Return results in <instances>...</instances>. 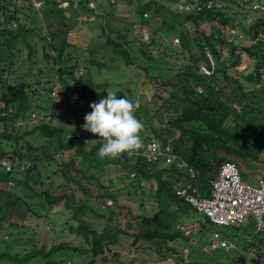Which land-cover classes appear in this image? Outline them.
<instances>
[{"label":"trees","instance_id":"1","mask_svg":"<svg viewBox=\"0 0 264 264\" xmlns=\"http://www.w3.org/2000/svg\"><path fill=\"white\" fill-rule=\"evenodd\" d=\"M42 1V8L38 9L32 0H0V243L11 240L4 251H0V260L14 259L17 264H25L32 258L41 256L47 264H56L53 259L55 254L68 247L64 241L57 244L52 242L50 247L47 245L49 248L46 245L39 246L36 236L31 237L28 234L29 231L32 232L31 235L38 236L40 233L38 230L29 229L23 222L25 212L19 202L21 195L17 193V189H2V186L10 181H16L14 186L24 185L36 196H44L51 208H56L61 203L64 210L70 208L73 215L70 219L76 217L80 221L77 228L85 231L89 238L90 246L85 252L94 253L96 258L105 253L104 242L108 241V246L114 245L118 242L119 234L126 233L132 238V247L145 248L148 244L159 253L162 247L174 253L185 264H196L194 261L187 263L182 255H179L180 251L176 250L178 240H191L188 230L192 223H186L182 218L194 207L186 203L184 197L163 178L167 173H184L174 164H159L156 170L151 172L152 167L149 168L150 163L143 156L137 158L135 155L129 157L124 154L112 159L116 168H128V173L136 171L135 178L141 179V184L153 179L157 181L156 194L161 205L152 216L138 218L139 227L129 230L124 226L115 231L108 229L101 232L89 226L81 217L86 209L94 210L89 207L91 198H110L113 202L108 208H117L110 194L112 188H109L108 192V187L100 185L98 178L87 175L77 164L81 155L82 165L89 162L92 167L91 150H96L98 144L88 150L87 144L77 135L82 132L84 137L100 139L98 135L85 131L82 126L85 123V115L92 111L90 104L107 97L109 84L94 80L91 65L104 64L94 56L96 47L88 48V58H82L80 54H73L72 51L78 48L73 46L70 38L59 43L54 40L56 32H51L49 38L42 31L30 26L29 21H39L42 13L48 17L51 10L56 11L54 15L51 14L53 19L63 22L66 18L65 10L60 8L57 0ZM88 1L90 0H81L80 8L90 6ZM125 1L130 3L131 8L124 3L128 11H121L119 15L124 16V19H131L128 26L134 23L140 26L138 37L131 39L136 41H129L128 33H121V30L111 25L116 19L114 16L106 18L103 17L105 14L97 15L99 13H95L94 8H91L92 16H101L108 22L104 25L100 23V37L105 38L106 45L111 47V53L107 57L109 62L112 57L138 75L136 70L144 72L148 82L154 85L155 91L148 104L139 98L138 92L137 95L131 96L121 90L114 92L118 98L140 102L136 111L137 118L144 123V132L141 133L144 146L140 151H145L147 142L153 138L164 145L170 144L178 156L199 170L200 188L204 196H210L211 180L216 178L225 162L238 164L241 172L244 171L242 164H264V43L256 41V37L264 33V12L249 8L248 12L256 11L259 15L255 18L252 16L248 21L250 24L241 30L238 16L242 15L243 9L246 8L243 1L224 2V5L218 8L188 12L178 10L179 0ZM107 2L110 3L109 0ZM133 2L137 5L134 6ZM72 4L73 1L70 0V6L73 8ZM108 11L110 12V9ZM149 14L152 15L151 18ZM156 16L161 18L163 24L160 35L157 31L159 29L151 30ZM206 23L216 26L207 32L203 29ZM191 24H194V29L189 26ZM230 26L237 30L232 40H229L226 30ZM242 31H246V37L240 40L239 32ZM146 33L151 34V40L145 39ZM169 36H179L181 44L173 45L171 41H167ZM188 39L192 44H188ZM41 40L43 60L52 59L53 64H58L57 69L61 74L62 89L55 96L52 92L56 83L51 78H48L47 83L38 80L36 84L30 80L15 83L9 80V74L17 66L15 56L28 48L29 58L32 59L39 51ZM46 45L51 47V53ZM153 48H157V51L158 48H163L164 51L156 55L152 51ZM205 48L210 49L218 64L216 73L212 76L199 72L201 64L208 60ZM226 52H229L228 58H224ZM184 53L189 57L183 63L184 59L180 57ZM245 55L248 56L247 61L244 59ZM82 66L87 72L80 74L79 69ZM171 73H174V76L169 77L168 74ZM197 86H201L203 92H199L195 88ZM68 96L77 100L76 107L65 103L64 99ZM67 111L71 112L74 121L71 127L58 120L57 123L48 120L50 115L59 116L58 113L60 116H66ZM34 112L38 113L37 121L31 120ZM19 121H24V124L18 126ZM70 133L73 135L68 137L67 134ZM7 158L11 159L14 166L12 171H7L1 164V160ZM48 160L56 161L58 168L67 172L68 181L64 177L66 182L59 183L55 189L38 191L33 183L41 182L38 171ZM20 161L28 163L29 166L21 170L18 164ZM104 168L106 169V164ZM71 179L75 188L86 194L85 197H77ZM93 182L99 184L106 192L95 194L91 190ZM161 195L176 204L184 202V212L179 215L168 211L163 206ZM25 205L27 208L31 207L28 202ZM194 210L198 212L196 208ZM13 215L16 216L15 221L11 218ZM5 222L7 225H4ZM243 224L234 227L240 229ZM202 225L216 227L203 218ZM70 228L73 230V226ZM12 235H27L31 238L27 244L24 237L14 236L12 239ZM253 236L255 239L248 241V248L255 246L259 249L261 236H256L255 233ZM22 246L26 249L21 253L19 250ZM70 247L76 248L71 245ZM87 264H95V260H90Z\"/></svg>","mask_w":264,"mask_h":264},{"label":"rangeland","instance_id":"2","mask_svg":"<svg viewBox=\"0 0 264 264\" xmlns=\"http://www.w3.org/2000/svg\"><path fill=\"white\" fill-rule=\"evenodd\" d=\"M32 1L35 3L38 9L42 8V0ZM71 1H73V8L70 6V0H57V2H59L60 8H63V10H65L66 18L63 22L53 19V16L51 14L54 15L56 11L51 10L48 17H46L42 13L39 16V21H29L30 26L35 27L36 30L42 31L44 35L48 36L49 38L51 37V32H56L57 35L54 40L58 41L59 43L63 39L70 38L73 46L78 48L72 51L73 54H80L82 58H88V48H91L93 46L96 47L94 56L97 60L103 62L104 64H102V66L91 65L93 66L91 69L93 71V77L95 78L94 80L98 83H108L109 88L107 90L112 92L121 90L129 96L133 94L137 95L138 92L139 98L148 104L150 98L153 96V92L155 91L154 85L148 82V77H146L144 72L136 70L139 73L138 75L130 68L126 67L121 61H116L112 57L110 58L109 62V59L107 57L111 53V47L106 45L105 38L100 37V23H103V25L105 23H108L103 17L112 18L111 16H114L116 19L114 22H111V25L114 28H118L119 30H121V33H128L127 38L129 39V41H136L131 39H134L136 36L138 37L141 32L139 28L140 26L138 24L135 25V23L128 26L131 19H124V16L121 17L119 15L121 11H128V8L124 7V3L128 4L131 8L130 3L125 0H109L110 3H108L107 0H90L88 1V4L90 6L81 9L79 5L81 0ZM260 1L264 2V0ZM224 2L231 3L226 0ZM255 3V0L248 1L247 4H245L246 8L243 9V14L238 16L240 19L238 20V23H240V26L242 27H240L241 30L250 24L248 23V21L251 20L252 16L255 18L259 15V13L255 11L248 12L249 8H254ZM133 4L134 6L137 5V3L135 2H133ZM91 7L94 8L95 13H99L97 15H105H103V17L92 16ZM109 9L110 12L108 11ZM151 16L152 15L149 14V18H151ZM158 17L159 16L155 17L151 30L159 29L157 31L160 35L162 31L161 27H163V24L161 22V18ZM189 26L191 27V29H194V24H191ZM213 26L216 25H212V23H206L203 25V29L207 32H210ZM233 30L235 29L231 28L230 32L233 33ZM231 33L228 32L229 40L233 38V35H231ZM235 33H237V30H235ZM149 35L151 36V34ZM114 36L116 37V34ZM171 37L172 36H169L167 38V41L169 40L172 43L173 37L172 39ZM239 37L240 39L246 37V31L239 32ZM187 42L188 44H192L190 39H188ZM41 46L42 40L39 41V51L36 52L32 59L29 58L28 48H25L22 53H19L15 56L14 60L17 63V66H15L14 71L9 74V80L14 83L20 80H30L36 84L38 80H41L42 83H47L48 78H51L56 83V95H58L59 91L62 89V81L60 82L61 74L57 69L58 64H53L52 59L50 61L43 60ZM46 48L48 49V52L51 53V47H48V45H46ZM156 49H152L153 53L156 55L164 51L163 48L162 50L158 48V51ZM239 51H241L240 48ZM187 53L182 54V56L180 57L184 59L182 60V62H186L188 60L189 55ZM228 56L229 52H226L224 58H228ZM244 59L245 61H247L248 56L245 55ZM83 67L84 66L79 69L80 74L82 72H87V70L85 71ZM168 76H174V73L168 74ZM234 77L237 78L236 75H234ZM47 86H51V84H48ZM72 104L76 105L75 102ZM58 115L59 116L53 117L54 120L61 121L62 123L67 125V127L73 126L74 121L71 117L70 111H67L66 116H60V113H58ZM38 119V113L34 112L31 116V120L37 121ZM18 124H24V121H19ZM67 135L68 137H70L73 134L70 133ZM83 135L84 133L82 132L78 134V136H80V138L84 140V143L87 144L86 146L88 150L92 149L94 144H98V146L96 147V150H91L93 153V160L91 161L92 167L90 166L89 162L82 165L81 155L77 159V164L82 167L87 175H93V177H96V179L98 178V182L100 185L103 184L108 187V192L109 188H112L110 194L111 196H113L114 203L117 207H113L112 210L108 209L107 206H102V204L98 202V199L94 200V198H91L89 207L94 210L91 211L89 209H86V212L81 214V217L84 219V221H86L89 226H91L95 230L102 232L108 229L115 228L116 230L119 228H123V223H121L123 220L121 219L126 216H130L133 218L137 217L140 219L144 216H152L157 210L156 207H160L161 205L157 199L156 194V179H153L154 181H144L141 184V179L139 180L138 178L136 180L135 177H131L130 173L126 172V169L128 168L118 169L112 164V159L99 158L98 151L100 142L93 143L91 141H99L100 139L94 138L92 136V139H90L89 136L84 137ZM91 135L93 134L91 133ZM110 163L112 165H110ZM104 164H106V169L104 168ZM242 166L244 171H242L241 174L242 179L245 182L256 183L259 178L264 177V164H255L252 166L245 163L242 164ZM38 172L41 175V182L37 184L33 183L38 191H40L41 189H55V187L59 183L66 182L67 179V172L59 169L58 163L53 160L45 161ZM64 177L66 179H64ZM75 177H77V174ZM184 177L188 178L187 176ZM14 183H16V181H12L7 185L2 186V189H17V193L21 195V199L19 200V202L23 207V211L25 212L23 222L29 227V229L35 231L38 230L40 233L38 236L31 235L30 233L32 232L29 231L28 234L31 237L36 236V242L39 246L46 245V247H48L47 245H49L50 247V244L52 242H55L54 244H57L62 241L68 244V247L66 249L59 251L53 257V259L56 261V264H87L90 260H95V264H101V256L96 258L95 255H93L94 253L85 252V250L90 246L89 238L86 235L85 231H81L79 228H77L80 221L76 217L70 219L71 217H73L70 208L64 210L62 203L56 208H51L49 204L46 203L44 196L38 197L27 188H25L24 185L14 186ZM71 184H73L75 188L73 179H71ZM99 184L93 182V184L91 185V190L95 193L106 192ZM74 192L78 198H80V196L85 197L86 195L79 188H75ZM161 199L163 201V206L173 214L180 215L186 208L184 202L176 204L173 201L168 200L164 195H161ZM27 202L31 205L30 208L25 207V204ZM32 205H34L35 208H38V210H36ZM102 207H107V209ZM58 209L59 211H57ZM121 209L122 214H120ZM42 214L46 216H43ZM104 216L106 218H104ZM11 218L13 221H15L16 216L13 215ZM182 219L186 223H192V227L188 230V234H190L189 236L191 237V240L180 239L176 243V250L180 251L179 255H182V258L185 259L187 263H192L194 261L193 263L197 262L196 264H264V235L261 236L262 240H260L261 245L259 249L255 248V246H252L250 249L248 248V241L253 238L255 239L253 233L255 228L257 227V221L253 220L252 216L246 222H244L243 226L240 227V229H236L234 226H216L215 228H213L211 226L202 225V218L200 214L194 210V208H192L189 214L185 215ZM126 222L127 220L124 221V223ZM4 225H7V223L5 222ZM70 226H73V230H71ZM235 234H239V237L237 238ZM14 236L15 235H12V239L14 238ZM30 236L16 235L15 237H24L28 244L29 238H31ZM4 239L7 240V237H5ZM33 239L35 240V238ZM223 239H227L229 242L235 244V246H232L228 249L213 247L215 243L220 242ZM128 240L129 239H127V241ZM10 241L11 240L2 241L0 243V251H4L8 244H10ZM143 244L145 245L146 243L143 242ZM70 245L78 249H71ZM103 245L106 253L108 241L104 242ZM25 249L26 248H23L22 246L19 252L22 253ZM136 249L138 254L135 255H137V258L133 257L129 259L127 261L128 264H130L131 262L137 264H185L181 259L177 258L174 253L162 249V253L159 255V253L152 249L148 244L145 248L139 247ZM142 249H144L145 252H142V254H140ZM134 252L136 253L135 250ZM141 258L143 259L142 261H140ZM123 260L125 259L121 258L119 259V261L116 260L115 263L123 264ZM102 263L104 264V262ZM0 264L17 263H15L14 259H12L11 261L3 259L0 260ZM25 264H47V261L43 257L38 256L32 258L28 262H25Z\"/></svg>","mask_w":264,"mask_h":264},{"label":"built area","instance_id":"3","mask_svg":"<svg viewBox=\"0 0 264 264\" xmlns=\"http://www.w3.org/2000/svg\"><path fill=\"white\" fill-rule=\"evenodd\" d=\"M224 1L225 0H195L193 2L192 0H179L177 2V7L179 11L183 12L192 10L201 11L203 8L221 7L224 5ZM226 1L232 3L236 0ZM238 1H243L247 4L250 0ZM255 1L256 3L253 9L264 12V3L258 0ZM147 15L148 13L145 14V16ZM231 28L233 27H227L226 30L231 33ZM235 30L231 33V35H233L232 39L236 36ZM145 39L147 41L151 40L149 33L145 34ZM257 40L264 43V33H260L259 36L256 37V41ZM172 44L180 45L181 38L175 36L172 39ZM205 52L208 60L201 64L199 72L205 76H212L216 73L218 64L209 48H205ZM196 89L199 92H203L201 86H197ZM41 92L44 91L41 90ZM52 95H56V88H54ZM64 100L67 105H71L72 107L78 105L75 98L68 96ZM74 102L76 105L72 104ZM53 117L54 116L50 115L48 120L57 122ZM17 125L20 126L18 123ZM73 153L76 154V151L73 150ZM134 155L137 158L141 156L145 157L150 163L149 168L152 167L151 172L155 171L159 164H174L185 172L190 177L191 183H188L187 186L176 192L184 197L186 203L198 210L203 220L208 219L213 225L218 227H227L239 226L252 216L253 220L257 221L255 233L260 236L264 235V177L259 178L256 183L245 182L242 179L239 166L233 162H225L221 166L216 178L211 180L210 196H204L200 188L201 174L199 170H196L189 165L184 158L178 156L170 144L164 145L159 140L152 139L147 142L145 151L139 150V152ZM1 164L7 171H12L14 169L10 158L2 159ZM18 164L21 170L29 166V164L24 161H20ZM130 175L131 177H135L136 171H132ZM11 182L12 181H10V183ZM213 246L228 249L235 246V244L229 242L227 239H223Z\"/></svg>","mask_w":264,"mask_h":264},{"label":"clouds","instance_id":"4","mask_svg":"<svg viewBox=\"0 0 264 264\" xmlns=\"http://www.w3.org/2000/svg\"><path fill=\"white\" fill-rule=\"evenodd\" d=\"M90 107L92 111L85 115L82 127L100 137L99 141H91L101 144L99 158L114 160L124 154L131 157L143 148L141 133L144 132V123L136 116L140 107L138 100L133 102L118 98L114 92L107 90V97L92 102Z\"/></svg>","mask_w":264,"mask_h":264},{"label":"crops","instance_id":"5","mask_svg":"<svg viewBox=\"0 0 264 264\" xmlns=\"http://www.w3.org/2000/svg\"><path fill=\"white\" fill-rule=\"evenodd\" d=\"M260 165V164H259ZM158 167V166H157ZM184 176H187L188 178H186V177H184ZM163 178L165 179V180H167L171 185H172V187H173V189L175 190V191H178V190H180V189H182V188H184L185 186H187V184L188 183H191V179H190V177L184 172V173H182V174H177V173H174V174H169V173H167V174H165L164 176H163ZM124 189V188H123ZM96 194V193H95ZM98 202L100 203V204H102V206H107V207H109V205L111 206V203L113 202V200H111L110 198H109V200H107V199H98ZM107 207H102V208H106L107 209ZM157 208V207H156ZM109 209V208H108ZM105 213V212H104ZM104 218H106L105 216H104ZM125 218V219H124ZM123 219H121V220H123L121 223H123V227L124 226H127V228L129 229V230H133V229H135V228H137V227H139L140 226V221H139V219L137 218V219H135V218H133V217H124ZM125 220H127V222L126 223H124V221ZM106 226V225H105ZM112 230H114L115 231V228L114 229H112ZM117 230V229H116ZM254 233H255V230H254ZM256 234V233H255ZM129 234H126V233H121V234H119V236H118V242L116 243V244H114V245H110V246H108L106 249H107V251H106V253H103V255H101V261L102 262H104L105 261V263L106 264H113V263H115V261L117 260V261H119V259H125V260H123V264H128L127 263V261L129 260V259H131V258H133V257H136L137 258V255H135V254H138L137 253V247H132L131 246V240H132V238H130L129 236H128ZM235 236H237V238L239 237V234H235ZM256 236H258V234H256ZM127 239H129L128 241H127ZM252 239H250V241H251ZM122 243V244H121ZM160 243H162V246H163V241H161ZM158 246H160V245H158ZM152 247H154V246H152ZM161 247V246H160ZM214 247V246H213ZM214 248H218V247H214ZM153 249V248H152ZM162 249H164V248H162L161 247V253H162ZM134 250L136 251V253L134 252ZM165 250V249H164ZM156 251V250H155ZM142 252H145V250L144 249H142L141 250V253L140 254H142ZM159 253V252H158ZM161 253H159V255L161 254ZM143 259L141 258L140 259V261H142ZM102 262H100L101 264H103ZM141 263V262H140ZM116 264V263H115ZM130 264H137V263H134V262H131Z\"/></svg>","mask_w":264,"mask_h":264}]
</instances>
